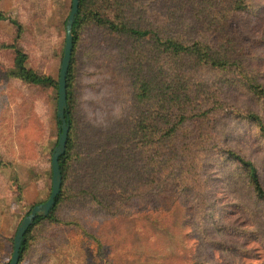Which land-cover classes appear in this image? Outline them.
I'll return each mask as SVG.
<instances>
[{"label": "rangeland", "instance_id": "obj_1", "mask_svg": "<svg viewBox=\"0 0 264 264\" xmlns=\"http://www.w3.org/2000/svg\"><path fill=\"white\" fill-rule=\"evenodd\" d=\"M233 2L129 0L124 13L135 27L222 48L223 69L165 55L154 39L78 28L76 155L54 213L62 222L34 229L21 264H264V200L232 155L252 161L264 186V96L252 86L264 88V0L239 11ZM71 8L0 0V264L22 219L50 196L60 134L58 88L9 72L20 49L28 67L59 82ZM145 75L182 96L168 118H186L166 139L159 103L137 98Z\"/></svg>", "mask_w": 264, "mask_h": 264}, {"label": "trees", "instance_id": "obj_2", "mask_svg": "<svg viewBox=\"0 0 264 264\" xmlns=\"http://www.w3.org/2000/svg\"><path fill=\"white\" fill-rule=\"evenodd\" d=\"M234 5L236 10L244 9L245 4L243 0H234ZM233 5V4H232ZM129 6V0H79V10L73 26V35H74V47L72 54V61L69 67V73L67 78V92H68V114L67 118L70 123V131L67 142L66 151L63 155L60 156V167L63 176L62 189L60 194L56 198V204L50 211L47 216L38 215L35 219L32 226L27 231L20 252V262L24 259L25 254L28 252L31 246L32 233L34 229L43 221L51 220L55 222H62L60 219L54 216L56 209L58 208L64 193H65V183L68 176L69 170L73 165L74 156L76 155V150L74 147L76 145L73 130H74V121L71 109V100L73 94V87L75 83V53L77 45V31L87 24H94L98 26H104L110 29L112 32L123 35L130 36L137 39H154L158 47L162 49V52L166 55L169 54L173 58H192L199 64H207L215 68H226L229 65V61L226 58V55L223 53L222 48H216L210 43H204L202 40H195L192 43H185L172 36H164L161 31L155 30L154 28L148 27H135L130 24L125 16V10ZM233 7V6H232ZM122 11L123 15H116L118 11ZM115 12V14H112ZM120 13V12H119ZM6 19V16L0 11V20ZM22 30V27L19 28V31ZM28 55L20 50H16L15 58V67L9 72L10 76L17 77L22 81L29 84H51L58 88V82L45 75H40L34 69L26 65ZM166 58L163 60V63L158 64V69L161 71L163 76L167 75ZM165 80L153 79L151 75H145L138 77L137 79V98L141 102H146L149 100H155L159 103V107L162 108L163 113H160V108H155L156 117L162 115L165 119L164 123L167 126L162 131V138L166 139L169 135H172L179 124L183 123L186 118V114H179V119L177 121L171 120L168 118V115L173 114L169 112L173 108V104L176 105L177 102L182 101V96H179L175 89L171 88L170 84ZM254 91L261 96H264V88L258 84H252ZM250 117L255 121L261 123L259 116L251 114ZM59 125L60 121L58 120ZM234 157L244 166L245 171L250 179V183L254 188V192L259 199L264 200V186L261 182L258 170L252 161L246 160L241 155L232 153ZM31 211V210H30ZM29 211V212H30ZM28 212V213H29ZM6 264H9L7 262Z\"/></svg>", "mask_w": 264, "mask_h": 264}, {"label": "water", "instance_id": "obj_3", "mask_svg": "<svg viewBox=\"0 0 264 264\" xmlns=\"http://www.w3.org/2000/svg\"><path fill=\"white\" fill-rule=\"evenodd\" d=\"M79 10V0H72L70 15L66 21V41L64 55L61 63L59 82H58V107L57 117L60 121V134L57 146L54 148L51 159L52 166V189L48 199L42 203L36 204L31 211L20 222L14 236V249L9 264H19L20 252L24 237L29 228L34 223L38 215L47 216L56 204V198L60 194L63 183V176L60 167V156L66 151L70 123L67 118L68 114V92L67 78L69 67L72 61L74 35L73 26Z\"/></svg>", "mask_w": 264, "mask_h": 264}]
</instances>
